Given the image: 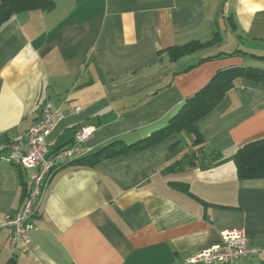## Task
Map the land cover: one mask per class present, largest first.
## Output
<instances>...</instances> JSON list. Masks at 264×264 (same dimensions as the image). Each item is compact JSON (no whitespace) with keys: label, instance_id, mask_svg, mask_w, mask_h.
<instances>
[{"label":"crops","instance_id":"1","mask_svg":"<svg viewBox=\"0 0 264 264\" xmlns=\"http://www.w3.org/2000/svg\"><path fill=\"white\" fill-rule=\"evenodd\" d=\"M215 32L216 46L159 56ZM258 57L264 0H56L0 27V147L25 135L46 103L63 116L45 139L51 153L83 126L94 131L80 158L115 140L133 144L217 72L264 69ZM195 127L201 145L183 132L92 167L57 166L27 252L12 245L4 219L21 213L29 173L0 162V264H203L189 259L230 230L258 251L235 264H264V179L239 181L232 160L264 138V79H239Z\"/></svg>","mask_w":264,"mask_h":264},{"label":"trees","instance_id":"2","mask_svg":"<svg viewBox=\"0 0 264 264\" xmlns=\"http://www.w3.org/2000/svg\"><path fill=\"white\" fill-rule=\"evenodd\" d=\"M56 0H0V27L5 24L12 16L29 11L49 12L53 10ZM234 29V26H233ZM221 42V38L215 32L211 39L205 42H190L185 45L175 46L159 52L166 54L168 60L175 61L178 58L195 53L199 50L216 46ZM235 53L224 54L230 57ZM220 56L216 55L215 57ZM205 57L200 62L210 61L215 58ZM264 60V57H258ZM239 79H248L260 81L264 79V69L259 68H232L217 72L214 77L201 90L188 98L178 112L170 119L167 125L149 135L147 138L126 145L121 141H114L93 154L79 158L68 163L65 166L71 167H92L101 161L115 158L117 156L143 151L153 145H156L170 135L187 133L193 137V145L203 143L199 135L195 122L199 121L205 115L217 107V104L223 99L224 95L232 89ZM174 148V145L171 147ZM169 148V149H171ZM217 158H214L215 161ZM236 176L239 181H251L264 179V138L251 141L241 146L232 158ZM57 169V168H56ZM179 189L187 192V187L181 184H175ZM7 264H15L11 258Z\"/></svg>","mask_w":264,"mask_h":264},{"label":"built area","instance_id":"3","mask_svg":"<svg viewBox=\"0 0 264 264\" xmlns=\"http://www.w3.org/2000/svg\"><path fill=\"white\" fill-rule=\"evenodd\" d=\"M34 123L25 135L0 147V162L13 165L29 173L31 183L21 213L14 218L6 217L5 224L11 228L10 242L24 252L30 250L29 232L34 229L33 218L40 206L49 179L57 166L79 159L84 153L82 144L90 139L93 127H81L73 137L70 146L49 151L45 139L62 119L59 110H53L51 103H46ZM257 249L250 246L242 230H230L222 233V244L200 250L189 263L235 264L237 259L257 254Z\"/></svg>","mask_w":264,"mask_h":264},{"label":"rangeland","instance_id":"4","mask_svg":"<svg viewBox=\"0 0 264 264\" xmlns=\"http://www.w3.org/2000/svg\"><path fill=\"white\" fill-rule=\"evenodd\" d=\"M228 47L226 46V47H223V50H230L229 48L227 49Z\"/></svg>","mask_w":264,"mask_h":264},{"label":"bare ground","instance_id":"5","mask_svg":"<svg viewBox=\"0 0 264 264\" xmlns=\"http://www.w3.org/2000/svg\"><path fill=\"white\" fill-rule=\"evenodd\" d=\"M40 207V206H39ZM38 212V211H37Z\"/></svg>","mask_w":264,"mask_h":264}]
</instances>
